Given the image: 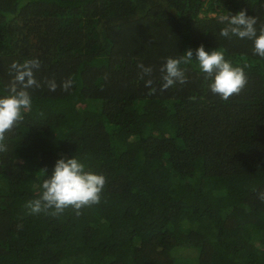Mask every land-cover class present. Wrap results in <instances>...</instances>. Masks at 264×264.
<instances>
[{"label": "trees", "instance_id": "1", "mask_svg": "<svg viewBox=\"0 0 264 264\" xmlns=\"http://www.w3.org/2000/svg\"><path fill=\"white\" fill-rule=\"evenodd\" d=\"M242 10L264 24V0H0V96L13 62L40 61L0 153V264H177L176 247L264 264V58L220 36L219 17ZM200 45L244 69L239 95H214L195 51L187 83L161 90L166 58ZM74 157L106 178L100 203L31 214Z\"/></svg>", "mask_w": 264, "mask_h": 264}, {"label": "clouds", "instance_id": "2", "mask_svg": "<svg viewBox=\"0 0 264 264\" xmlns=\"http://www.w3.org/2000/svg\"><path fill=\"white\" fill-rule=\"evenodd\" d=\"M220 23L226 24L220 30V36L229 38L236 36L240 39L253 41V53L264 58V24L257 29L258 18L248 15L245 10L230 16L219 17ZM195 59L200 70L210 79V90L222 100L227 101L233 95H239L247 84V76L244 69L234 67L225 59L222 51L208 52L203 45L197 49H188L183 55L173 58L167 57L160 68L162 80L161 90L174 86L176 83H187V77L181 64H187ZM38 59L25 60L22 64L13 62L10 66L12 80L7 86L8 94L0 96V153L7 151L4 144L5 135L23 120V113L30 110L32 97L29 89L40 87L36 80L34 70L39 69ZM141 69L140 78L150 76L151 67L138 64ZM50 91H55V80L47 81ZM148 80L146 86L151 85ZM73 85L71 79L63 81L62 88L68 91ZM106 184V178L86 169V165L78 158H60L57 160L54 170L42 183V191L38 198L29 200L26 208L31 214L41 212L58 216L67 208L75 210L76 215L81 214V209L99 204ZM259 199L264 202V192L259 193Z\"/></svg>", "mask_w": 264, "mask_h": 264}, {"label": "rangeland", "instance_id": "3", "mask_svg": "<svg viewBox=\"0 0 264 264\" xmlns=\"http://www.w3.org/2000/svg\"><path fill=\"white\" fill-rule=\"evenodd\" d=\"M199 250L196 248H178L173 249V256L177 264H198Z\"/></svg>", "mask_w": 264, "mask_h": 264}]
</instances>
